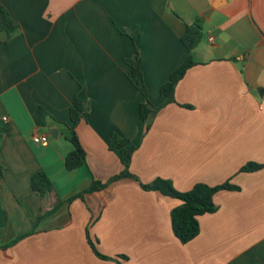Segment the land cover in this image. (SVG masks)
<instances>
[{"label": "crops", "instance_id": "1", "mask_svg": "<svg viewBox=\"0 0 264 264\" xmlns=\"http://www.w3.org/2000/svg\"><path fill=\"white\" fill-rule=\"evenodd\" d=\"M0 3L17 25L8 40L0 33V264H264V168L240 172L264 165V0ZM197 17L196 65L175 103L142 121L144 99L125 61L141 52L147 98L158 107L161 86L188 56L185 25ZM75 99L89 102L75 129L86 158L68 171ZM112 133L131 138L130 172L143 184L159 178L187 192L229 182L239 190L217 192L216 211L199 216L198 236L182 244L170 221L180 201L131 179L84 193L122 170L108 149ZM37 134L48 136L45 146L32 141ZM38 171L53 186L44 198L30 191Z\"/></svg>", "mask_w": 264, "mask_h": 264}, {"label": "trees", "instance_id": "2", "mask_svg": "<svg viewBox=\"0 0 264 264\" xmlns=\"http://www.w3.org/2000/svg\"><path fill=\"white\" fill-rule=\"evenodd\" d=\"M203 25L204 20L201 17H197L192 23H187L185 25V32L181 37V43L187 49L188 56L185 61L171 73L168 81L161 86L160 96L163 100L158 107H152L147 98V90L143 84L140 71L141 52L137 48H134L132 57L125 61L126 65L130 68V78L134 79L135 85L144 99V103H142L139 108V117L142 121L151 120L164 106L175 103L174 92L176 86L184 78L186 72L196 65L192 59L191 52L197 48L202 41ZM16 28L17 25L13 23L9 14L0 3V33H5L6 40H8ZM186 108L189 107L186 106ZM88 110L89 102H84L80 99L73 100L69 107L70 125L68 129L70 134L67 137V140L71 143L72 150L64 158V165L68 171L78 169L85 163V152L79 143L75 129L84 119L83 115L87 113ZM130 143L131 138L129 137H120L115 133L110 135L107 143L108 149L111 151H118L122 170L118 175L110 178L106 183L93 181L91 187L84 193H91L93 191L103 189L108 184L118 182L123 179H131L138 182L144 191L158 192L165 197L180 201V205L171 211L170 221L173 235L182 244H186L198 236L200 232L198 223L199 216L211 214L216 211L213 197L217 192L239 190L236 186L229 184V182L213 187L200 183L194 185L187 192H178L174 189L170 181L159 178L155 179L151 183L143 184L130 172L132 154L136 149L134 146H131ZM262 168H264V165L248 163L240 169V172L251 173ZM3 172L4 166L0 157V178L3 176ZM30 191L38 195L40 198H44L45 196L53 193L52 183L43 171H38L31 177ZM76 197H79V195L71 197L66 201L58 199L51 209L42 212L39 219H43L44 217L54 214L64 203H70ZM36 223L34 225H36ZM23 237L26 236H21L2 248L14 245ZM88 243L96 256L106 259V257L102 256L97 251L93 242L89 240Z\"/></svg>", "mask_w": 264, "mask_h": 264}, {"label": "built area", "instance_id": "3", "mask_svg": "<svg viewBox=\"0 0 264 264\" xmlns=\"http://www.w3.org/2000/svg\"><path fill=\"white\" fill-rule=\"evenodd\" d=\"M210 41H212V39H210ZM3 120L6 121L7 118H3ZM32 141L35 144L45 146L48 143L49 138L46 135H39V134H37V135H34L33 136Z\"/></svg>", "mask_w": 264, "mask_h": 264}]
</instances>
